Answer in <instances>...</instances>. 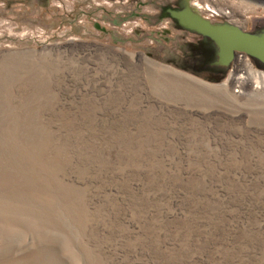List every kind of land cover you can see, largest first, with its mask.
Wrapping results in <instances>:
<instances>
[{
  "label": "rangeland",
  "instance_id": "1",
  "mask_svg": "<svg viewBox=\"0 0 264 264\" xmlns=\"http://www.w3.org/2000/svg\"><path fill=\"white\" fill-rule=\"evenodd\" d=\"M185 2L264 28V0H0V264H264V84Z\"/></svg>",
  "mask_w": 264,
  "mask_h": 264
},
{
  "label": "water",
  "instance_id": "2",
  "mask_svg": "<svg viewBox=\"0 0 264 264\" xmlns=\"http://www.w3.org/2000/svg\"><path fill=\"white\" fill-rule=\"evenodd\" d=\"M188 5L190 4H186L181 10H168L167 14L181 28L212 42L218 48L219 65H227L232 62L236 53H243L264 66V28L247 32L231 24H213L192 14L193 9Z\"/></svg>",
  "mask_w": 264,
  "mask_h": 264
},
{
  "label": "bare ground",
  "instance_id": "3",
  "mask_svg": "<svg viewBox=\"0 0 264 264\" xmlns=\"http://www.w3.org/2000/svg\"><path fill=\"white\" fill-rule=\"evenodd\" d=\"M191 12L194 15L200 16L194 10H192ZM237 62H239L238 69H241V71H243V75H240V77L235 80V84L244 86L248 84L249 81H252L257 86H260V84H264L263 72H252L251 68L248 65L249 62L244 58L237 59Z\"/></svg>",
  "mask_w": 264,
  "mask_h": 264
},
{
  "label": "built area",
  "instance_id": "4",
  "mask_svg": "<svg viewBox=\"0 0 264 264\" xmlns=\"http://www.w3.org/2000/svg\"><path fill=\"white\" fill-rule=\"evenodd\" d=\"M96 26H97L98 28H100L99 25H96ZM165 32H167V31L164 29V31L162 32L163 35H164ZM235 57H236L237 59L244 58V59L248 60V59H247V55H245V54H243V53H236ZM237 88H239V87H237ZM237 92H238V90H237Z\"/></svg>",
  "mask_w": 264,
  "mask_h": 264
},
{
  "label": "flooded vegetation",
  "instance_id": "5",
  "mask_svg": "<svg viewBox=\"0 0 264 264\" xmlns=\"http://www.w3.org/2000/svg\"><path fill=\"white\" fill-rule=\"evenodd\" d=\"M167 34H168V32H165V33H164V36L166 37V36H167ZM162 38H164V37H162Z\"/></svg>",
  "mask_w": 264,
  "mask_h": 264
}]
</instances>
